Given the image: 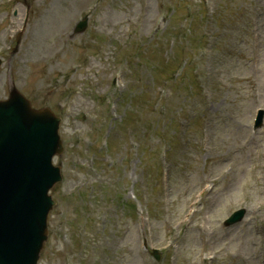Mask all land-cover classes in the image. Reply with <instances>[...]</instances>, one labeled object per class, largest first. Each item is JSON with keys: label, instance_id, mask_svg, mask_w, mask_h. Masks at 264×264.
<instances>
[{"label": "rangeland", "instance_id": "obj_1", "mask_svg": "<svg viewBox=\"0 0 264 264\" xmlns=\"http://www.w3.org/2000/svg\"><path fill=\"white\" fill-rule=\"evenodd\" d=\"M139 1L140 5L138 0L135 2L134 0H122V12L118 10L117 15L122 19H125L126 17H129L133 7L136 9L134 11H137L139 7V9L144 8L146 12L150 11L149 13L152 14L154 6H146L145 1ZM68 4L73 5L74 2L70 0H44L40 4L43 7V17L55 8L59 11H64L66 14L70 13L69 8H67ZM189 14H193L192 11H190ZM53 17L54 16H51L49 20H52ZM238 20V25H225L226 28L221 32L219 37L221 44L219 46L218 53L222 59L221 67L223 69H229L235 74L241 75L239 73L240 62L236 58L237 56H243L245 54L244 47L241 45L243 34L240 33V28H244L245 34L248 30V26L245 23L244 17L241 18L240 16ZM34 22L36 23V20H34ZM34 26H31V30L27 31V36L32 33ZM214 30V24L210 19H208L204 26H201V24L199 25L197 34L201 36L203 41L204 39H209L210 41L211 36L214 34ZM169 38H171V36H168L167 33V36H164L163 38L164 41L161 40L156 42L158 44V49H153L154 47L151 48L152 54L148 57L151 64H149L148 67L142 69L141 71H136V67L131 63H128L127 71L126 68L122 67V70L126 71L125 80L129 90L125 93L121 105H124L125 109L129 110L130 118L127 119V124L117 132L122 138L124 128L129 125L134 126L133 130L130 129L129 131V133L134 136L132 144L133 161L141 159V148H137V150H134V148H136L137 144L140 146L142 133L152 130L151 127H148L150 117L147 112L140 109L144 108L145 104L148 102L146 95L147 93L151 94L150 91L153 86V80L158 75L157 72L151 71L150 68H157V70L161 71L163 68L161 54L163 56H171L167 49L163 50L161 48L162 44ZM34 47V41L32 40V49L30 53L33 52ZM43 47H45L44 51ZM48 48H50V46H42L40 56L37 57L33 55L29 56L27 59L31 62L41 59L40 61L43 65V69H41L42 88L47 87L53 78H57L60 74L59 71L65 72L70 68V65H58V63L67 62L62 58L59 59L58 62H53V56L56 48L52 47L51 50L46 51ZM2 69L3 66L0 70ZM131 79L134 85L131 83ZM134 86L137 88H141V86L144 88V86H147V88L145 92L144 90L142 91V88L137 91H131ZM95 97L96 94L92 96V99L97 100ZM79 98L80 97H76L73 104L67 106L66 112L62 114V117L65 123V130L69 132L68 139L73 136L71 125L68 120H74L75 117L78 116L79 120L82 121H75L74 126L80 131L79 147L77 148H84L86 141L83 131L92 128V125H96L97 123L98 125L101 124L102 119L106 116L109 117L110 112L106 115L101 112V109L107 106H114V103L118 100L115 101L109 97L103 103L102 107L97 108L94 106L93 109L86 103L87 94H85L82 99ZM131 99L132 103H130ZM218 106L225 107L226 104H222V102L218 101ZM78 108L79 110L75 113ZM81 114H84L83 118ZM236 116L237 115H233L232 117L223 116V120H220L222 121V123H220V127H218L219 120L216 121L215 126H213L215 127L216 132L213 130V127L210 126L212 133L208 134L210 135L209 141L212 143V145L210 144L211 150H213L212 152L210 150L208 151L210 148L209 145L206 144V152L199 155L195 164L189 165V163L183 162V170L178 172L175 170L176 176L180 178H187L192 181L196 179L200 165H204L205 161L209 160L207 167L215 172L216 178L221 179V183L218 186L219 190H221L223 185H227L226 187L229 190L224 191L229 193L226 201H219L217 199L219 190H217L216 193L214 192L215 196L212 199L213 206L207 209L209 211L208 214L211 216V221L205 227L203 226V228L198 229L196 238L193 233H190L185 239L184 245H182V243L179 244L178 253L180 256L182 255L179 264H200V261L197 259L198 255H196L194 249H198L202 252H209L211 253L210 256L218 255L216 264L219 263V260L228 259L231 254H234L240 263L264 264V252L259 253L261 249L264 250V125L262 126L263 128L254 131L250 126L249 115L247 118H239ZM139 120L142 121V125H140ZM234 122H236V124ZM212 134H215L216 136L213 137ZM154 140L155 135L148 138V141L151 143ZM73 143L74 142L71 143V148L75 149L76 147H74ZM125 146L126 145L120 146V149L125 148ZM118 154L119 152H116L114 155L115 157L112 159L113 166H118L121 161V157ZM256 156L261 161L262 171H260L254 164ZM127 172L128 168L122 173V175H125ZM136 176H141L140 170H136ZM144 176H146L145 171L143 177ZM147 178L150 184V180L153 178L150 176V173ZM182 188L183 185H181V180L179 184L175 183L173 189L174 197L178 190L182 193ZM124 189L125 186L120 189L121 192H123ZM238 205H244L248 208L249 215L247 218L236 227H231L230 229L232 230L228 229V231L230 230L227 234L229 237H223V234L227 230H222V233L217 235L216 221L219 220L226 208L232 207V210L236 208L234 206ZM127 212L128 211L125 209L119 210L118 216L121 220L118 222L117 229L119 230V234H121L120 236H123V239H119L120 250L116 259V264H131L133 261H135L134 264H142L140 254L138 252L135 257H131L129 246L135 243L136 238L133 234L128 232L130 226L127 225V221L124 219ZM150 237L152 242L156 241L154 234Z\"/></svg>", "mask_w": 264, "mask_h": 264}]
</instances>
